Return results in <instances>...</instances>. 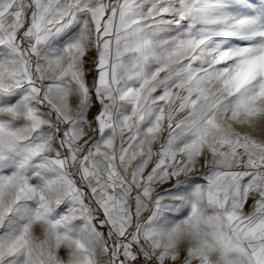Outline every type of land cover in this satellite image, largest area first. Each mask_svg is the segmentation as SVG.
I'll list each match as a JSON object with an SVG mask.
<instances>
[{
    "label": "snow or ice",
    "instance_id": "snow-or-ice-1",
    "mask_svg": "<svg viewBox=\"0 0 264 264\" xmlns=\"http://www.w3.org/2000/svg\"><path fill=\"white\" fill-rule=\"evenodd\" d=\"M0 264H264V0H0Z\"/></svg>",
    "mask_w": 264,
    "mask_h": 264
}]
</instances>
